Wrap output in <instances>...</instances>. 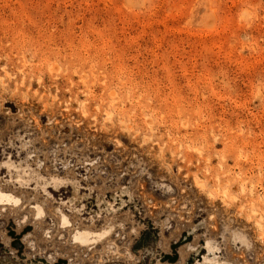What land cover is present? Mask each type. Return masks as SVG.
I'll return each instance as SVG.
<instances>
[{
    "label": "rangeland",
    "instance_id": "1",
    "mask_svg": "<svg viewBox=\"0 0 264 264\" xmlns=\"http://www.w3.org/2000/svg\"><path fill=\"white\" fill-rule=\"evenodd\" d=\"M0 264H264V0H0Z\"/></svg>",
    "mask_w": 264,
    "mask_h": 264
},
{
    "label": "bare ground",
    "instance_id": "2",
    "mask_svg": "<svg viewBox=\"0 0 264 264\" xmlns=\"http://www.w3.org/2000/svg\"><path fill=\"white\" fill-rule=\"evenodd\" d=\"M243 16H244V15H243ZM83 237H84V234H81V235H80V238H83Z\"/></svg>",
    "mask_w": 264,
    "mask_h": 264
}]
</instances>
